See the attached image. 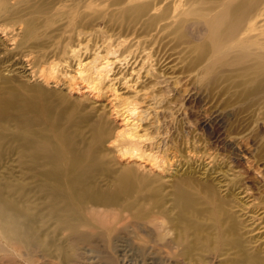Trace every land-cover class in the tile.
I'll list each match as a JSON object with an SVG mask.
<instances>
[{"label":"bare ground","instance_id":"6f19581e","mask_svg":"<svg viewBox=\"0 0 264 264\" xmlns=\"http://www.w3.org/2000/svg\"><path fill=\"white\" fill-rule=\"evenodd\" d=\"M88 31L162 84L134 106L144 133L114 132L95 105L42 85L49 55ZM161 64L264 103V0H0V264H264V164L188 161L163 175L117 160L179 154L164 96L178 81Z\"/></svg>","mask_w":264,"mask_h":264},{"label":"rangeland","instance_id":"374dc122","mask_svg":"<svg viewBox=\"0 0 264 264\" xmlns=\"http://www.w3.org/2000/svg\"><path fill=\"white\" fill-rule=\"evenodd\" d=\"M101 26L105 27L103 24H101ZM89 32L91 33L90 36H84L80 39L66 38L61 41L62 44L58 45L54 53L49 55L50 61H54L55 59L58 60L56 62L54 61L55 65L50 68L51 70L49 69L50 71L48 70L49 80L47 82L43 81L45 85H42L48 90H53L54 93H56V89H60L59 91L66 93L70 100L79 99L84 104L95 105L104 113L114 132L133 128L140 133H144L145 130L143 128L145 127L143 125H145V123L142 124L139 121L137 112L151 97L149 94L160 91L162 84H159V86L158 84L155 85L153 82L154 77H152L151 74L150 76L145 73V70L147 72L149 68L148 61V63H144L145 67H140L141 59L139 58L141 57H139L137 61H134L132 56L125 59L124 56L126 53L124 54L121 49L118 51L117 55H115L116 53H108L107 55L106 43L104 44L100 37H95L94 31H88V33ZM99 44L105 48L98 46ZM98 48H100V50H98ZM120 52H122L123 55H119ZM158 53L160 54V52ZM158 53H155V55H158ZM145 54L147 53L144 52L143 55ZM175 54L173 56H175ZM118 56H123L124 60ZM162 65L163 64L159 65L158 70L162 71L163 69V72L166 70V73L170 71L172 74L169 73V76H174L173 79H175L176 82L178 81L177 83L175 82L176 84L173 82L175 88L174 86L172 87V92H169L170 94L166 93L164 96L166 97L165 103H169L168 105H171V107L173 106V111H175L172 115L174 118L171 119L172 126H170L172 130L171 133H173L172 135L174 137V143L170 142L167 151L171 153V156L172 152L179 154L171 158V165H168L167 162L163 163L161 158L157 157L156 148L153 149L147 140L142 141L143 147L139 152L148 153L152 148L153 151L151 149L150 154L142 156H130L129 154L123 157L117 156L119 162L133 165L141 174L159 172V174L163 175H168L170 172L175 171L176 168L181 167L184 162L188 164V161H196V164L202 163L200 164L202 166L208 163V168L228 167L231 169H238V167L240 168L243 166L248 167L250 163L256 160L258 163L264 164V118H262L264 117V103H256L253 104V106H248L247 104L241 106L240 100L238 98H231L227 92V94L224 92L225 90H223L222 87H209L207 89L202 87L194 76H188V73L186 72V74L181 66H178L177 69H173L174 67L169 68ZM138 75L140 76L137 77ZM38 79L42 82L40 77L36 78V80ZM54 98L56 100L59 98L57 93L54 95ZM233 103L238 105L237 108L239 107L235 111L231 109ZM134 106H139V108L134 110ZM217 110L223 111L224 115L221 116L217 114L219 112ZM244 117L246 118L244 119ZM180 120L183 121L181 122ZM229 130L230 132H228ZM238 135L244 136V141L246 138V143L243 142L244 145L241 143L243 149L242 147H240V149L237 144L235 145L231 140L232 136ZM251 135L252 137L250 138ZM240 151L247 152L246 155L249 159L252 157L255 159L252 158L248 161V157H245ZM160 165L169 169L166 170ZM251 170L252 169H250V171ZM262 170L264 172V169ZM263 183L264 181L260 180L259 183L257 182L256 187H261ZM244 199L246 198L244 197Z\"/></svg>","mask_w":264,"mask_h":264}]
</instances>
